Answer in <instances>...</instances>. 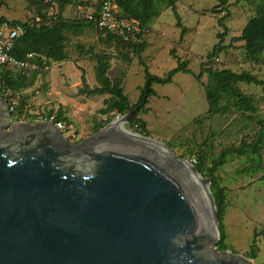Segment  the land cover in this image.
Masks as SVG:
<instances>
[{"label":"water","instance_id":"obj_1","mask_svg":"<svg viewBox=\"0 0 264 264\" xmlns=\"http://www.w3.org/2000/svg\"><path fill=\"white\" fill-rule=\"evenodd\" d=\"M133 116L75 144L50 120L12 123L15 138L0 100V264H251L214 252L209 180Z\"/></svg>","mask_w":264,"mask_h":264},{"label":"rangeland","instance_id":"obj_2","mask_svg":"<svg viewBox=\"0 0 264 264\" xmlns=\"http://www.w3.org/2000/svg\"><path fill=\"white\" fill-rule=\"evenodd\" d=\"M218 2L177 0L176 12L186 29L183 38L179 40L180 28L175 24V15L166 8L144 30L146 45L139 54L116 40L106 42L93 26L76 33L65 31V60L51 62L42 69L29 62L24 68H12V71L27 76L35 75L32 83L18 92L28 116L12 118V122L34 123L48 120L49 113L55 117L59 113L64 118L61 132L70 143H79L122 116L114 111H101L105 107L104 101L112 99L109 94L81 92L85 87L99 85L94 53L109 55L107 76L111 80L120 79L130 106L137 101L140 87L145 82L139 58L151 74L164 77L176 66L174 56H179L187 60L189 71L176 72L170 82H153L155 94L136 115L143 121L148 135L139 133L130 123L129 129L165 145L174 154L171 158L185 159L192 165L196 157L194 152L203 141L206 152L211 151L214 156L230 145L252 142L259 128L257 121L264 118V84L242 81L234 84L252 97L255 111H238L228 98L221 101L225 105L222 111L210 113L204 89L206 73L200 81L195 79L200 63L206 61V55L219 41L218 34L223 33L221 40L226 48L209 62L211 67L247 72L264 80V50L258 60H251L245 54L243 41L238 39L243 26L256 13L255 5L248 0H226V8H220L216 6ZM73 13V5H67L63 16L67 18ZM0 16L25 22L32 21L35 11L26 0H7L0 7ZM8 93L5 92V96ZM13 99L18 102V97ZM259 152L256 161L248 158L249 152L232 154L216 171L226 192L223 223L229 248L225 250L248 259L251 264H264V234L255 238V257L248 254L254 233L264 228V142ZM217 242L218 239L211 247L214 245V252H221Z\"/></svg>","mask_w":264,"mask_h":264},{"label":"trees","instance_id":"obj_3","mask_svg":"<svg viewBox=\"0 0 264 264\" xmlns=\"http://www.w3.org/2000/svg\"><path fill=\"white\" fill-rule=\"evenodd\" d=\"M7 0H0V7L4 5ZM29 6L33 7L35 16L38 15L40 20L35 22L34 17L32 21H17L7 20L0 16V23L3 21L11 24L19 23L22 25L24 32L16 40V43L11 50V54L16 58L35 63L38 69L49 65L51 62L63 61L67 57L65 50L66 34L65 31L73 33L80 32L86 27L93 26V21H88L83 15L84 10H78V5H84L87 0H26ZM117 6V16L126 17L137 21L139 31L136 35L140 38L138 42L124 41L119 36L109 33L102 37L98 31L100 38L106 42L117 41L123 46L130 48L135 54H139L144 50V30L149 27L152 20L157 18L163 10L170 8L176 18V26L180 28L179 40H181L186 32L185 27L181 24L180 17L176 12L177 0H112ZM216 6L226 8V0H218ZM256 7V13L251 16L246 24L243 26L238 37L243 41L246 56L251 60H258L260 53L264 50V0H248ZM67 5H73L74 13L72 16L65 18L63 11ZM52 6L53 13L47 15L48 8ZM96 11H94L95 13ZM96 28V27H95ZM223 33L218 34L219 41L212 46L211 51L206 55V61L200 63L199 72L195 75V79L200 81L203 73H206L207 82L204 85L205 95L208 103V112H220L225 108L221 101L228 98L232 99L234 107L241 112L255 111L252 97L238 90L234 84L236 82H248L255 84H264V80L258 79L253 74L247 72H234L230 69H214L209 62L215 58L220 52L225 50V45L222 44ZM32 56L28 57L27 54ZM96 60V79L98 86L94 88L85 87L81 90L86 95H102L109 94L111 98L106 99L103 113L114 111L115 113L125 114L129 108L134 109V116L128 123L141 134L148 135V131L144 128V123L136 117L137 113L145 106L148 98L155 94L152 88L153 82L166 83L170 82L172 76L178 72H188L187 60H182L179 56L176 58V66L171 68L164 77L156 76L148 71L147 65L142 58H139V64L143 66L145 82L140 87L137 101L132 106L129 105L128 98L123 92L121 81L119 78L111 80L107 76V71L110 67L109 55L107 53H94ZM12 68H18L8 64H0V98L11 105L13 98L18 97V102L10 110L12 118H19L23 114L28 116L27 110L23 109L22 99L18 96V92L32 83L35 75H25L20 72L12 71ZM21 69V68H19ZM5 92H9L5 96ZM9 99V100H8ZM30 116V115H29ZM51 113L48 114V118ZM33 117V115H31ZM55 121L64 120L58 113ZM258 131L256 137L250 143L242 142L241 145H230L221 150L218 155L214 156L211 151L206 152L204 146L206 142L203 141L195 150L196 157H194L193 165L197 172L209 180L208 187L211 192L213 202L216 208L217 219L219 222L220 237L217 242V247L221 250L229 248L226 243V233L224 230L223 216L226 209V192L225 187L220 184V180L216 175V171L221 167L227 158L232 154L251 153L248 158L251 160H259L260 147L264 142V118L258 121ZM208 160V162H207ZM264 234V228L261 231L255 232L249 250V256L255 257V238L259 234Z\"/></svg>","mask_w":264,"mask_h":264},{"label":"built area","instance_id":"obj_4","mask_svg":"<svg viewBox=\"0 0 264 264\" xmlns=\"http://www.w3.org/2000/svg\"><path fill=\"white\" fill-rule=\"evenodd\" d=\"M78 10H84V17L88 21L95 23L96 29L102 37L107 34H115L124 41L139 42L140 38L136 35L139 31L137 21L126 17L117 16V6L112 0H87L84 5H78ZM94 11H96L94 13ZM53 13V8L50 6L47 10V15ZM40 17L36 15L34 21L37 22ZM24 29L21 24H11L3 21L0 23V64H8L18 68H24L28 65L27 61L20 60L11 54L16 40L23 34ZM31 57L32 54H27ZM11 110L15 105V100L11 101ZM119 115V113H116ZM48 120L52 121L58 129H63L64 125L61 121H55L54 115H51Z\"/></svg>","mask_w":264,"mask_h":264},{"label":"flooded vegetation","instance_id":"obj_5","mask_svg":"<svg viewBox=\"0 0 264 264\" xmlns=\"http://www.w3.org/2000/svg\"><path fill=\"white\" fill-rule=\"evenodd\" d=\"M5 103V102H4ZM6 104V103H5ZM9 107V106H8ZM9 112H10V109H9ZM10 116H11V113H10ZM12 119V117H10V120ZM16 122V121H15ZM15 122H12V120L9 122V124L7 125V127H6V129L5 130H7L9 133H7V136L9 137V136H14L15 138H17L16 137V132L14 133L13 131V128L11 127V124L12 123H15ZM19 122H23V121H19ZM25 125H24V127H25V129L27 130V128H26V126L28 125V124H32V122H23ZM34 123H36V122H34ZM16 131V130H15ZM61 134H62V132H61ZM20 138H22V136L20 137Z\"/></svg>","mask_w":264,"mask_h":264},{"label":"crops","instance_id":"obj_6","mask_svg":"<svg viewBox=\"0 0 264 264\" xmlns=\"http://www.w3.org/2000/svg\"><path fill=\"white\" fill-rule=\"evenodd\" d=\"M62 135L66 138L65 134L62 133ZM66 140H67L68 142H70L67 138H66Z\"/></svg>","mask_w":264,"mask_h":264},{"label":"bare ground","instance_id":"obj_7","mask_svg":"<svg viewBox=\"0 0 264 264\" xmlns=\"http://www.w3.org/2000/svg\"><path fill=\"white\" fill-rule=\"evenodd\" d=\"M201 178V177H200Z\"/></svg>","mask_w":264,"mask_h":264}]
</instances>
